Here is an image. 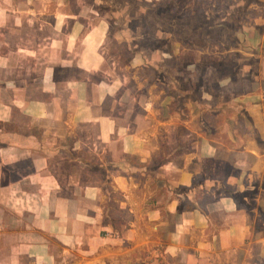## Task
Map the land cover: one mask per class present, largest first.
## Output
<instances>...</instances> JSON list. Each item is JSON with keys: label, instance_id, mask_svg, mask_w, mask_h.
I'll list each match as a JSON object with an SVG mask.
<instances>
[{"label": "crops", "instance_id": "0c3cea01", "mask_svg": "<svg viewBox=\"0 0 264 264\" xmlns=\"http://www.w3.org/2000/svg\"><path fill=\"white\" fill-rule=\"evenodd\" d=\"M90 12L0 0V264H264V15L206 35L249 46L216 84L230 98L141 102Z\"/></svg>", "mask_w": 264, "mask_h": 264}, {"label": "rangeland", "instance_id": "374dc122", "mask_svg": "<svg viewBox=\"0 0 264 264\" xmlns=\"http://www.w3.org/2000/svg\"><path fill=\"white\" fill-rule=\"evenodd\" d=\"M79 2L90 6L91 19L100 20L107 26L108 39L111 41L110 52L114 56L111 60L123 72L127 82L143 85L137 95L141 102L148 96L151 99L152 94L161 100L168 98L169 87L174 86L178 91V98L183 102L201 98L206 90L209 95L205 96L208 95L215 101L230 98L227 94L220 95L216 84L230 76L241 61L244 67L247 66L248 60L242 53L248 54L249 46L244 40H232L220 45L211 38L205 40L206 35L216 38L212 36V32H216L219 26L242 34L244 30L241 24L248 28V23L254 17L264 15V12L255 9H242L243 4L247 7L250 2L264 3V0ZM235 4L239 7L237 12L230 9ZM86 13L87 10L82 15L85 16ZM224 81L227 80L221 82ZM129 87L133 86L130 84ZM180 108L177 106V109ZM229 108L226 107V112ZM215 116H218L216 111L207 112L204 116L210 127L209 134H217L222 125ZM52 164L56 168L54 173L60 174L64 179L76 177L74 171L71 172L74 165L70 156H55ZM110 197H117L116 193L112 192ZM109 216L114 221L119 218L116 207L110 206ZM157 256L155 254L150 258L156 259Z\"/></svg>", "mask_w": 264, "mask_h": 264}, {"label": "trees", "instance_id": "16d2710c", "mask_svg": "<svg viewBox=\"0 0 264 264\" xmlns=\"http://www.w3.org/2000/svg\"><path fill=\"white\" fill-rule=\"evenodd\" d=\"M116 196H118V195L116 194ZM109 207H110V206H109ZM118 222H119L118 220H116V221L113 222V227H114V229H116V230L119 229L118 226H117V223H118Z\"/></svg>", "mask_w": 264, "mask_h": 264}]
</instances>
